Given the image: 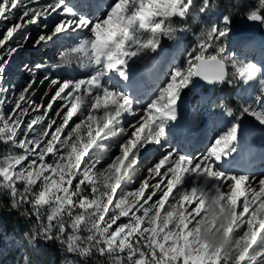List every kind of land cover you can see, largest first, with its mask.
I'll return each instance as SVG.
<instances>
[{"label":"snow or ice","instance_id":"snow-or-ice-1","mask_svg":"<svg viewBox=\"0 0 264 264\" xmlns=\"http://www.w3.org/2000/svg\"><path fill=\"white\" fill-rule=\"evenodd\" d=\"M190 15L201 23L183 63L137 105L132 66L142 63L139 80L153 81L159 57L145 58L191 30L176 22ZM236 15L264 27V0H0V191L34 217L28 246L58 242L63 264H264V173L233 166L243 121L264 131V58L226 52ZM28 43L60 44L51 67L75 64L81 75L38 79L49 66L25 64L30 80L5 87ZM197 81L258 88L235 108L211 102L220 123L199 156L169 139ZM45 82L51 95L38 104L32 96Z\"/></svg>","mask_w":264,"mask_h":264},{"label":"rangeland","instance_id":"rangeland-1","mask_svg":"<svg viewBox=\"0 0 264 264\" xmlns=\"http://www.w3.org/2000/svg\"><path fill=\"white\" fill-rule=\"evenodd\" d=\"M70 3H75V2L72 1ZM194 19L195 21L193 24L200 25L201 18H199L198 15H194ZM203 19L206 20L207 18L205 17ZM240 19L242 20V18L239 15H236L233 19V33L229 39L224 41L225 50L226 52L230 54L235 53L240 58H254V54L242 53L241 45L239 48L235 49L234 45L238 37L235 34V26L239 21H241ZM3 27L4 25L0 24V30H2ZM261 30L264 31V27H261ZM28 31L31 33L33 37H35L38 29L35 26H30ZM262 34L260 33L259 37H257L256 40H258L259 43H261V45L264 46V37ZM241 37L243 41L249 40V39H246V37H243V36ZM168 42L169 41L167 39L163 40L159 53L154 56L145 58L146 60L150 61L152 59H156L157 56L159 57L158 63L156 65L157 73L159 71L158 68L162 69V67L164 66L166 69L163 67L162 70H164V72L167 74L170 66H172V64H174L175 62V59L171 58L172 51L169 52L165 48ZM193 42H194V38H193V33H192V36L187 42L182 41L180 43V40H178L177 43L172 47V49L175 47L178 52L177 58H178L179 64L183 63V55H184L185 49L191 47ZM177 46H180V47L178 48ZM59 47H60V44H57V45L49 44L47 47H41V48L35 49L32 47L31 43L26 44L18 52V54H16L11 60L10 65L8 66L7 71L5 73L6 83L4 86L8 87L9 89H12V87L15 86V89L18 90L22 88L30 80L31 78L30 74L24 70L25 64L32 65L35 63H43L49 66V70L46 73L39 74L38 79H42L43 75H49L52 78H59V79L79 77V75H81V69L75 64L71 66H63L61 68L51 67L52 65L58 63L57 52H58ZM165 61L167 64H165ZM161 63H163V65ZM142 66H143L142 63H138L132 66L133 74H134L132 82L135 83L136 85H138V83L142 84V81L139 80L138 76L136 75L137 69L142 68ZM156 86L157 85L144 89L145 94H140L137 98H135L137 101V105L144 104L145 101L148 99V97L151 95L152 91L156 88ZM246 88H247V92H245ZM251 89H252L251 87H248L242 84L239 89L240 92L237 93L238 91L237 89V91L234 93L233 96H231V94L224 93V92L218 93L215 90L206 91V89H199L196 91L194 90V88L185 90L183 94L184 103L181 106V110L178 114V122H177L178 126L173 128L169 136L171 143L174 146H176V144L179 142L178 140L180 137V131L186 130L187 128H191L193 133L196 132V134L198 135L206 132L205 134H208L209 136L207 137L206 142H204L205 148L203 147L204 149L202 150L200 149L199 151H196L191 154L195 156L201 155V153L206 149V146L208 145L209 140L214 137V134L216 133L218 129V125L220 123L219 113L221 110L218 108H213L211 106V102L216 101V103H219V100L217 98L226 99V100H229L230 98V100L233 99L234 101H229V102L227 101V102L228 103L232 102L229 105L235 108L237 107L238 103L240 102L242 98H247L249 93H253V94L255 93V91H253V89L251 91ZM45 92H49V96L51 95V89L49 87V84L47 82H45L42 85L37 84L34 95L32 96V99H34L36 103L39 104L41 102V98L44 97ZM256 92H258V88L256 89ZM11 94L12 93L10 92L9 95ZM46 100L47 98H45V103H46ZM7 107L8 106L5 105L4 110H7ZM132 119L133 118L131 116L126 115L125 121H124L125 126H127V123L131 122ZM245 122H249L252 124L253 127L251 130L257 128L254 125L251 118H246ZM259 130H260L259 128L255 129V132H254L255 135L252 134L249 137V140L245 138L243 140V145H242L240 153L246 157L248 155L247 158H249L250 155L254 154L256 150H258L259 148H262L260 147V145H262V142L264 140V131H261V130L259 131ZM6 152H7V146L0 145V156L6 154ZM150 159H151L150 155L146 156L144 162L141 164V168H143L144 164L148 163ZM252 170L253 169H251V171ZM260 170H263V166L262 168H260ZM263 173H264V170H263ZM3 198L8 199V197L4 195L2 191H0V202ZM0 210H1V206H0ZM19 236L22 239H20ZM27 248H31V247L28 246L27 243L23 241V235H16V234L0 235V264H55L56 263V260L54 258H52L48 263H45L46 261L45 262L42 261L39 257H36V256L30 257L29 254L27 253Z\"/></svg>","mask_w":264,"mask_h":264},{"label":"trees","instance_id":"trees-1","mask_svg":"<svg viewBox=\"0 0 264 264\" xmlns=\"http://www.w3.org/2000/svg\"><path fill=\"white\" fill-rule=\"evenodd\" d=\"M224 6V0H221V7ZM193 11H196L195 9ZM178 24L186 27L191 25V16L186 20L181 21L177 19ZM182 36H187L188 31L180 32ZM170 47V46H168ZM237 85L229 86L225 88L227 90H233ZM9 199L3 198L0 202V235L16 234L23 235V233L30 229L31 223L34 221V217H23L16 210L10 208ZM20 239H22L19 236ZM27 248V253L30 257H39L42 261L48 263L52 258L56 260L55 264H63L65 260V254L63 253L60 245L56 241L45 242L43 240L37 239L34 246Z\"/></svg>","mask_w":264,"mask_h":264},{"label":"bare ground","instance_id":"bare-ground-1","mask_svg":"<svg viewBox=\"0 0 264 264\" xmlns=\"http://www.w3.org/2000/svg\"><path fill=\"white\" fill-rule=\"evenodd\" d=\"M243 40H242V38H240V37H237V44H239L240 42H242ZM249 42H252V40H250ZM162 65H163V63H161ZM165 64H167L166 63V61H165ZM159 69V71H158V73H157V77H156V79H159V78H162V77H164V76H166V74L164 73V71L162 70V69H160V68H158ZM132 84H135V83H133L132 82ZM136 85V84H135ZM134 86V85H133ZM130 87V86H129ZM135 89H136V87H134ZM246 91V90H245ZM255 128V127H254ZM255 129H257V128H255ZM255 129H253V130H251V131H249V132H247V133H243V135H244V138L245 139H248L249 140V137L252 135V134H254L255 135ZM257 131V130H256ZM260 131V130H259ZM188 132V134L190 135V136H193V138H194V148L195 149H197V150H200L201 148H203V147H205L204 146V144H203V142H202V140L204 139H206L209 135L208 134H205V133H203L202 134V136H203V138L202 139H200V136H197L196 135V133H193V132H191L190 131V128H188V129H186L184 132H182L181 134L183 135L184 133H187ZM257 134V133H256ZM181 135V136H182ZM261 136H262V134H261ZM255 137V136H254ZM260 137V136H259ZM256 138V137H255ZM252 139H254V138H252ZM247 140V141H248ZM258 140V139H257ZM246 141V142H247ZM251 141V140H250ZM253 141V140H252ZM259 142V141H258ZM258 145H260V144H258ZM201 147V148H200ZM260 147H262V148H259L258 150H256V152L254 153V154H252V155H250L249 156V158H247L246 156H244V155H242L241 153L237 156V159H236V161H235V163H234V167H236V168H238L239 170H241V171H246V172H248V173H251V174H254V175H260L261 173H263V170H259L258 172H252L251 171V167H248L249 165H248V162L257 154L259 157H260V160L262 161V160H264V140H263V142H262V145H260ZM256 148V147H255ZM246 150V149H245ZM255 150V149H254ZM251 153V152H250ZM245 154V153H244ZM246 155V154H245ZM260 161V162H261ZM251 164H253V163H251ZM259 167H262V164H260V166ZM242 168H246V169H243L242 170Z\"/></svg>","mask_w":264,"mask_h":264},{"label":"water","instance_id":"water-1","mask_svg":"<svg viewBox=\"0 0 264 264\" xmlns=\"http://www.w3.org/2000/svg\"><path fill=\"white\" fill-rule=\"evenodd\" d=\"M259 27L260 26H258V25L249 24L247 21L243 20V21L239 22V24L237 25L236 33L238 35L246 37V38H252L258 33ZM202 86L209 88V89L214 87V86L207 85L204 82L197 81L194 88L199 89ZM243 127H244L243 131H245L248 127H250V125L246 124L243 121Z\"/></svg>","mask_w":264,"mask_h":264}]
</instances>
